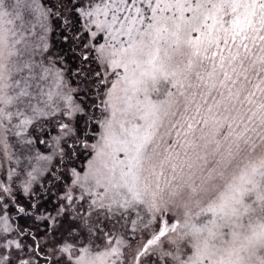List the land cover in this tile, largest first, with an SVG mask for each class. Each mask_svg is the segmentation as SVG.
<instances>
[{
    "label": "snow or ice",
    "instance_id": "6c2138e0",
    "mask_svg": "<svg viewBox=\"0 0 264 264\" xmlns=\"http://www.w3.org/2000/svg\"><path fill=\"white\" fill-rule=\"evenodd\" d=\"M0 264H264V0H0Z\"/></svg>",
    "mask_w": 264,
    "mask_h": 264
}]
</instances>
